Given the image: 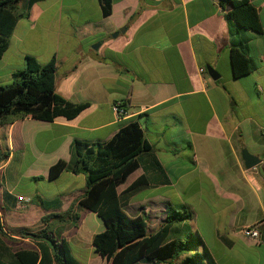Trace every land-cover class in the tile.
<instances>
[{"label":"crops","instance_id":"1","mask_svg":"<svg viewBox=\"0 0 264 264\" xmlns=\"http://www.w3.org/2000/svg\"><path fill=\"white\" fill-rule=\"evenodd\" d=\"M248 1L261 32L236 37L225 19L229 8L219 0H112L107 18L99 0L31 6L0 56V87L24 68L26 56L41 65L54 57L56 92L88 107L71 120L26 116L0 125V204L12 230L3 228L1 261L5 249L8 259L37 248L23 235L32 221L11 215L18 198L32 204L33 183L65 182L54 194L50 186L39 192L41 201L56 203L34 214L35 222L70 209L61 237L73 257L81 264H108L93 245L104 223L79 206L85 176H47L56 162L70 160L75 142L105 144L123 124L137 121L151 151L136 158L138 168L116 188L122 210L129 217L144 215L148 233H154L168 208L187 209L186 224L216 264H264V0ZM233 38L250 66L239 78L232 72ZM64 47L70 51L62 53ZM207 66L218 79L210 78ZM115 102L124 105L120 117L112 109ZM243 152L258 159L253 168L244 166ZM138 180L142 184L130 189ZM242 227L257 228L259 242L240 235Z\"/></svg>","mask_w":264,"mask_h":264},{"label":"trees","instance_id":"2","mask_svg":"<svg viewBox=\"0 0 264 264\" xmlns=\"http://www.w3.org/2000/svg\"><path fill=\"white\" fill-rule=\"evenodd\" d=\"M44 0H0V56L6 51L18 20L28 18L33 4ZM102 16L111 13L112 0H99ZM228 7L225 14L231 37L243 31L261 32L256 9L248 0H219ZM240 43L231 40V65L235 78L249 73V61L239 48ZM56 60L53 57L41 65L32 56L25 57L22 70L14 73L13 81L0 87V125L29 116L34 120L52 122L58 117L75 118L88 107V103L73 104L55 90ZM151 151V146L137 121L123 124L114 137L105 144L75 142L68 162L59 160L49 168L48 180H54L66 171L85 176V190L79 206L96 213L105 229L93 237L95 252L108 264H216L196 233H192L186 221L191 215L187 209L166 210L164 223L154 233L147 231L144 215L129 217L123 210L116 188L138 168L136 158ZM1 157L4 155H0ZM1 161V160H0ZM42 178H34L41 180ZM138 180L130 189L141 185ZM129 189V190H130ZM56 203V202H54ZM46 202V205L54 204ZM43 204V203H42ZM71 210L63 214H48L41 218L44 227L36 233H23L30 237L36 249L21 250L10 254L3 250L0 264H81L71 254L61 232ZM0 237H6L0 217Z\"/></svg>","mask_w":264,"mask_h":264},{"label":"rangeland","instance_id":"3","mask_svg":"<svg viewBox=\"0 0 264 264\" xmlns=\"http://www.w3.org/2000/svg\"><path fill=\"white\" fill-rule=\"evenodd\" d=\"M115 35H113L112 37H115ZM69 51H70V49L64 47V50H62V53H67ZM90 53H91V50H90ZM1 177H2V175L0 176V182L2 183ZM1 185H3L2 187H4V189L6 188L4 184H1ZM46 186H50V189H51V190L50 189L48 190V193L54 194L57 191L63 190L66 187V183L65 182H58V183H51V185H44L42 183H33V185L31 186V190L36 191V193H35L36 198H35L34 202L32 204H27V208L25 210H23V211H18V210H13V209L11 210V215L12 216L24 217V218L28 217V219L32 221V223L30 224L29 228L24 230L25 233H36L37 231L41 230L44 227V225L41 222V220L38 221V222H35L36 218L34 217V214H37V217H38L40 214L42 215V213L44 211H48L47 210L48 208H47V205H46V202H48V201L47 200H45V201L42 200L41 201L40 199H38L39 192L45 191V189L47 188ZM78 187L79 186H77L76 189H78ZM77 193H78V191L75 190L73 192V195H76ZM57 199L59 200V197H57ZM0 214H1V220H2V224H3V228L5 229V231L6 232L12 231V230H10L8 228V226L6 224V222H7V218H6L7 211H6L5 208L1 207V204H0ZM64 228H66V227L63 226L62 228H56V231H55L54 235L57 237V235L59 234V231L62 234ZM81 230L83 232L84 230H86V227L82 226ZM183 258L184 257H181L180 259L176 260V263L177 264H182Z\"/></svg>","mask_w":264,"mask_h":264},{"label":"built area","instance_id":"4","mask_svg":"<svg viewBox=\"0 0 264 264\" xmlns=\"http://www.w3.org/2000/svg\"><path fill=\"white\" fill-rule=\"evenodd\" d=\"M123 106L124 105L122 102H115L112 106L113 111L119 117L124 114ZM27 204H30L29 198H18L15 208L18 211H23L27 208ZM237 232L242 235L245 239L250 240L252 242L257 243L260 240V232L255 227H242Z\"/></svg>","mask_w":264,"mask_h":264},{"label":"water","instance_id":"5","mask_svg":"<svg viewBox=\"0 0 264 264\" xmlns=\"http://www.w3.org/2000/svg\"><path fill=\"white\" fill-rule=\"evenodd\" d=\"M206 70L208 72V75L210 76V78L213 81L218 79L219 75L210 66H207ZM242 157H243L242 159L244 161V166L246 168H253L258 163V159L256 157H253L246 152L242 153Z\"/></svg>","mask_w":264,"mask_h":264}]
</instances>
